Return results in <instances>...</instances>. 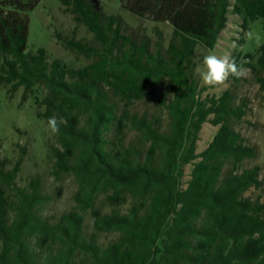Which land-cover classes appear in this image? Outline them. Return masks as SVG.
<instances>
[{
	"label": "trees",
	"instance_id": "16d2710c",
	"mask_svg": "<svg viewBox=\"0 0 264 264\" xmlns=\"http://www.w3.org/2000/svg\"><path fill=\"white\" fill-rule=\"evenodd\" d=\"M41 1L0 0V87L11 95L22 88L23 102L32 99L47 124L54 115L65 121L48 156L57 181L74 178L76 205L50 222L41 180L17 183L24 151L13 164L0 159V264H264V197L246 196L263 191L264 179L260 166L245 167L257 152L234 127L247 102L234 104L229 89L202 97L208 89L194 60L198 45L215 49L230 8L242 32L255 20L264 26V0H119L133 16L172 27L168 46L154 48L148 36L125 35L121 16L61 0L99 44L64 41L96 58L85 68L50 62L43 48L26 53L28 13ZM232 55L264 93V45ZM147 99L159 111L135 110ZM206 123L218 130L198 153ZM229 160L233 171L223 178Z\"/></svg>",
	"mask_w": 264,
	"mask_h": 264
},
{
	"label": "rangeland",
	"instance_id": "374dc122",
	"mask_svg": "<svg viewBox=\"0 0 264 264\" xmlns=\"http://www.w3.org/2000/svg\"><path fill=\"white\" fill-rule=\"evenodd\" d=\"M88 2L95 11L106 15L121 16L123 33L134 39L148 36L153 48L158 42L167 47L173 37V29L169 24L153 23L133 16L121 9L119 0H88ZM28 17L29 33L26 53L34 54L38 49L43 48L47 52L48 61L58 59L72 68H85L95 62V57L87 58L65 47L64 41L71 38L87 43L93 48H98L99 44L83 24H78L74 20L73 15L61 0H42L35 10L28 13ZM241 23L242 20L230 8L227 27L221 33L215 49L208 50L202 45L197 46L194 53L197 67L200 66L203 56L210 52L217 55H222L225 52L232 54L235 50H241L243 54L254 53L264 45V26L261 20L251 22L248 32H242ZM249 32L261 36L260 45H257L254 39L247 37L246 34ZM240 37L244 39V43L241 45L237 42ZM233 43L236 47H232ZM196 76L200 87L208 89L202 97L207 95L219 97L229 89L232 92L234 104H240L242 101L247 102V115L234 127L240 132L244 142L254 147L257 152V157L247 161L245 167L260 166L261 177L264 179V93L260 92L248 71L242 76L240 82L228 81L219 87L203 86L197 72ZM157 93L160 94L161 91L158 90ZM22 95V88L11 95L8 86L0 87V159L7 157L13 164L23 155L24 151V163L17 183L20 186H26L32 178L37 177L41 180L43 192L51 197L50 202L44 207L42 215L50 222H54L63 212L75 207L74 194L77 191V184L71 176H65L62 180L57 181L52 174L53 160L48 156V149L51 145L56 144L55 138L49 130L48 124L37 117L34 101L28 99L23 102ZM135 110L140 113L159 111L156 102L150 99L138 103ZM163 116L165 117V114ZM217 130L218 127L209 123L203 126L198 141V153L207 148ZM133 138L134 134L130 133L128 140ZM233 166V160H229L224 168L223 178L233 171ZM191 170L192 166L185 167V183L190 178ZM257 194H262L264 197V190L260 192L250 190L246 196L255 197ZM91 228L92 218L86 214V234L91 232ZM114 238V236H103L102 241L108 242Z\"/></svg>",
	"mask_w": 264,
	"mask_h": 264
},
{
	"label": "clouds",
	"instance_id": "9594fccd",
	"mask_svg": "<svg viewBox=\"0 0 264 264\" xmlns=\"http://www.w3.org/2000/svg\"><path fill=\"white\" fill-rule=\"evenodd\" d=\"M246 35L249 39H254L257 45L261 44L262 38L259 34L249 32ZM232 47H236L235 43ZM243 63H246V61L237 64L235 57L230 52H225L222 55L210 52L203 56L196 72L203 86L219 87L225 85L230 77L240 78L244 76L247 69L243 67ZM64 122L63 118L58 119L54 115L48 119V128L51 133L58 134L60 125Z\"/></svg>",
	"mask_w": 264,
	"mask_h": 264
}]
</instances>
